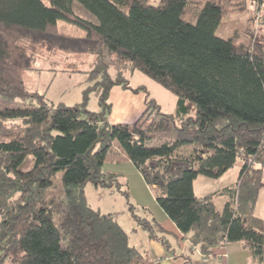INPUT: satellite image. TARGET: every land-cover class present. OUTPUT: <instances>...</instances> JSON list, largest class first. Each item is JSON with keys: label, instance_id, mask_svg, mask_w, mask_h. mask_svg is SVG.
I'll list each match as a JSON object with an SVG mask.
<instances>
[{"label": "trees", "instance_id": "1", "mask_svg": "<svg viewBox=\"0 0 264 264\" xmlns=\"http://www.w3.org/2000/svg\"><path fill=\"white\" fill-rule=\"evenodd\" d=\"M74 1L0 0V98L36 100L0 108V264H151L116 217L93 208L85 196L88 182L113 186L118 181L103 170L115 141L160 191L157 200L168 217L205 256L241 241L252 262L264 264V219L255 213L264 185V43L252 46L219 36L225 8L217 0H204L194 22L185 14L195 0L157 5L77 0L97 20L79 15ZM60 20L85 34L61 32ZM38 45L96 56L91 72L106 80L100 110L85 102L48 103L28 87L24 72L33 69ZM107 57L176 93L177 115L110 123V89L128 85L123 74L111 78ZM16 119L20 125H8ZM174 127L173 140L147 144ZM185 145L193 152H181ZM238 161L240 171L223 208L212 195L197 196L198 175L218 178ZM58 171L64 198H49ZM134 218L158 238L151 219Z\"/></svg>", "mask_w": 264, "mask_h": 264}, {"label": "rangeland", "instance_id": "2", "mask_svg": "<svg viewBox=\"0 0 264 264\" xmlns=\"http://www.w3.org/2000/svg\"><path fill=\"white\" fill-rule=\"evenodd\" d=\"M48 3V0H44ZM161 0H150L152 4H159ZM224 5L225 13L222 22L217 29L219 36L234 38L238 43L254 46L257 43H264V0H217ZM204 0H195L189 5L185 18L194 22L199 9ZM74 9L85 18L97 20L88 9L79 1H74ZM59 30L72 35H84L85 30L70 22L60 20ZM33 69L24 72V79L29 88L41 92L48 103H64L72 105L85 102L90 110H100L102 108L101 95L105 89L104 75L92 74L96 56L91 53H68L60 51H49L46 47L36 46L33 51ZM110 62L108 66L111 78L115 79L123 74L127 79L128 87L117 84L123 91H117L112 95V89L107 96V101H111V108L108 117L132 116L126 109L139 111L138 116L146 117L149 121L158 118L160 113L177 115L178 96L172 90L157 82L151 75L138 69L130 70L124 61L106 58ZM121 70V71H120ZM116 99L121 108L115 113ZM114 104H113V103ZM36 100H24L17 98L9 101L0 98V108L17 107L24 104H35ZM114 106V107H113ZM127 111V110H126ZM190 114L193 116L195 110ZM132 122H114L127 123ZM8 125L17 126L21 124L20 119L7 121ZM181 125V117H176V127ZM176 127L169 133H156L148 145H159L164 141L173 140L176 136ZM184 154L192 153L193 146L185 145L180 149ZM32 158V156H30ZM104 169L110 170L117 177L116 182L108 185H94L88 182L85 187V196L89 204L102 212L112 213L122 227L130 234V242H133L132 226L137 221L135 216L146 217L155 224V218L161 220L163 208L157 200L160 191L149 185L143 177L141 171L128 158L127 154L120 147L118 142H114L108 151ZM241 161L228 169L222 176L211 178L200 174L194 180L195 192L197 196L212 195L219 209L223 208L225 202L231 199L228 187H233L240 171ZM29 165L22 166L26 170ZM62 171H58L54 177V182L47 190V197H61L63 195ZM50 198V197H49ZM256 214L264 217V185L260 189L256 207ZM135 215V216H134ZM264 219V218H263ZM138 227V225H137ZM161 229L160 226L156 227Z\"/></svg>", "mask_w": 264, "mask_h": 264}, {"label": "crops", "instance_id": "3", "mask_svg": "<svg viewBox=\"0 0 264 264\" xmlns=\"http://www.w3.org/2000/svg\"><path fill=\"white\" fill-rule=\"evenodd\" d=\"M117 91L122 92L123 89L115 85L112 89V95ZM109 102L111 103V101ZM120 108L121 105L116 99V106L113 111L114 116L115 113H118L117 110ZM126 110L125 113H132V116L124 115L120 118L108 117L109 122L134 121L139 111L135 112V109ZM138 118L140 117L138 116ZM103 170L108 173L110 172V170H105L104 166ZM257 215L264 218L262 214ZM157 226L158 228L160 226L161 229L157 230ZM131 228L134 237L133 242L130 243L134 245L151 264H187L188 258L192 261V264H256L252 262L248 249L241 241L230 242L221 247H216L211 254L205 256L197 247L191 244L190 238L180 231L176 223L168 217L164 210L161 213V220L155 218V231L158 238H152L147 230L137 227L135 223ZM162 239H165L166 242L163 243Z\"/></svg>", "mask_w": 264, "mask_h": 264}]
</instances>
